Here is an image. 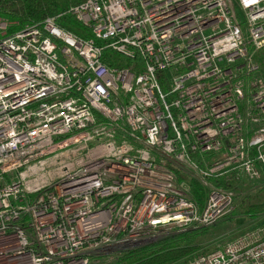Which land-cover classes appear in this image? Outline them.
<instances>
[{
    "label": "built area",
    "instance_id": "2783aa9c",
    "mask_svg": "<svg viewBox=\"0 0 264 264\" xmlns=\"http://www.w3.org/2000/svg\"><path fill=\"white\" fill-rule=\"evenodd\" d=\"M67 13L88 39L0 17V264L110 261L226 217L233 195L210 180L264 175V0ZM172 264H264V232Z\"/></svg>",
    "mask_w": 264,
    "mask_h": 264
},
{
    "label": "trees",
    "instance_id": "16d2710c",
    "mask_svg": "<svg viewBox=\"0 0 264 264\" xmlns=\"http://www.w3.org/2000/svg\"><path fill=\"white\" fill-rule=\"evenodd\" d=\"M79 1L81 0H0V17L12 23L15 28L28 24H38L45 17H55L58 27L83 39H88L90 35L87 30L76 23L72 16L67 13L68 7ZM98 43V41L95 42V44ZM254 59L264 80V50L256 53ZM104 63L111 66L106 61ZM158 81L161 88L164 89L163 77H158ZM168 167L175 173L178 180L185 181L190 190L191 199L201 207L205 199L203 187L196 181L186 178L178 170ZM262 177L264 178V175ZM210 183L225 190L235 188L233 181L212 179ZM246 213L251 217L264 214V201L246 206ZM204 230V227H200L175 231L163 239L143 247L118 251L111 256V260L107 263L172 264L178 262L199 251V247L194 241Z\"/></svg>",
    "mask_w": 264,
    "mask_h": 264
},
{
    "label": "rangeland",
    "instance_id": "374dc122",
    "mask_svg": "<svg viewBox=\"0 0 264 264\" xmlns=\"http://www.w3.org/2000/svg\"><path fill=\"white\" fill-rule=\"evenodd\" d=\"M262 176L258 180L240 178L234 182L235 188L229 190L233 195L232 210L216 224L204 227V232L194 241L199 247V252L213 251L245 234L254 237L261 236L264 232V214L251 217L246 213V206L264 201V178ZM260 229L263 231L251 234ZM106 261L108 259L103 262H94V264H105Z\"/></svg>",
    "mask_w": 264,
    "mask_h": 264
}]
</instances>
